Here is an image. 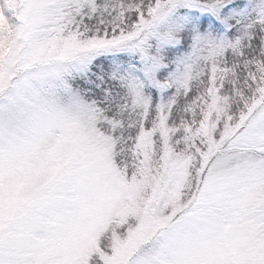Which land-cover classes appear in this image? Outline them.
<instances>
[{
  "label": "snow or ice",
  "instance_id": "snow-or-ice-1",
  "mask_svg": "<svg viewBox=\"0 0 264 264\" xmlns=\"http://www.w3.org/2000/svg\"><path fill=\"white\" fill-rule=\"evenodd\" d=\"M0 264H264V0H0Z\"/></svg>",
  "mask_w": 264,
  "mask_h": 264
}]
</instances>
